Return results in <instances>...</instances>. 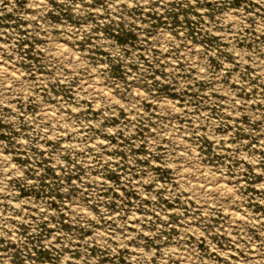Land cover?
<instances>
[{
	"label": "rangeland",
	"instance_id": "rangeland-1",
	"mask_svg": "<svg viewBox=\"0 0 264 264\" xmlns=\"http://www.w3.org/2000/svg\"><path fill=\"white\" fill-rule=\"evenodd\" d=\"M0 264H264V0H0Z\"/></svg>",
	"mask_w": 264,
	"mask_h": 264
}]
</instances>
